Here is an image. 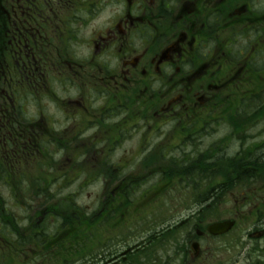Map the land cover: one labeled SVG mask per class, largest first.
Segmentation results:
<instances>
[{"label": "flooded vegetation", "instance_id": "obj_1", "mask_svg": "<svg viewBox=\"0 0 264 264\" xmlns=\"http://www.w3.org/2000/svg\"><path fill=\"white\" fill-rule=\"evenodd\" d=\"M83 163L169 194L156 264H264V0H0V240Z\"/></svg>", "mask_w": 264, "mask_h": 264}, {"label": "rangeland", "instance_id": "obj_2", "mask_svg": "<svg viewBox=\"0 0 264 264\" xmlns=\"http://www.w3.org/2000/svg\"><path fill=\"white\" fill-rule=\"evenodd\" d=\"M93 172H99L100 176L95 179L89 178L88 174ZM74 176V178H58L53 181L49 188L50 193H59L61 197L73 195L76 204L83 207L87 213L95 211L94 209L96 207L98 211L100 204L106 197V192H108V190L105 191L104 189L107 185H104V181L106 182L105 178H103L104 164H80V171L79 173H75ZM44 179L48 180L49 178ZM33 182H35V179L34 181L32 180ZM143 188L146 187L143 186ZM164 189L162 187L161 190ZM3 197L5 200L8 199L6 195H3ZM157 198L160 199V203H167L169 194L167 192H152L146 195L130 194L129 200L135 203L130 208L126 207L125 200L123 202L118 200L113 210H116L119 205H122L118 209L120 211L117 214L112 213L111 220L107 223L108 225L99 227V231L95 233V237L101 240L102 245H106L108 250H103L101 255H98L93 263H83L76 260L72 264H127L129 262L127 256L133 252L129 251V253H125L127 246L133 247L136 243H143L147 236L154 234L153 228H155V223L153 209L154 204L158 202ZM14 212L17 213V211ZM22 214L23 212H19V216H22ZM12 244H15L18 248L15 253H13V249L10 251V245ZM21 245L13 241L10 237L7 244H4L0 240V264H56L54 262L55 257H50V255L56 254L55 249L49 255L44 249L43 251H36L31 243L28 244L26 250ZM22 249L25 253H21ZM97 251L98 249L94 252ZM96 254H99V251ZM158 258V255L151 254L149 260L140 258L138 264H156Z\"/></svg>", "mask_w": 264, "mask_h": 264}, {"label": "trees", "instance_id": "obj_3", "mask_svg": "<svg viewBox=\"0 0 264 264\" xmlns=\"http://www.w3.org/2000/svg\"><path fill=\"white\" fill-rule=\"evenodd\" d=\"M99 176V172L88 174V177L92 179ZM32 180L34 181V179ZM35 181H38V189L35 188V182H33L30 242L25 238L27 234H25L23 227L19 229L16 225H10L7 229L10 234H13V241L22 244V247L29 242L36 251H43L44 249L49 255L55 249L56 254L50 255V257H55L54 262L56 264H72L76 260L83 263H93L103 250H108L107 246L102 245L101 240L95 237L99 227L107 226L108 219H110V215H105L103 208L105 202L100 204V211L94 209L95 211L87 213L83 207L76 204L73 195L61 197L59 193H50L49 188L54 181L53 179H48L46 182L45 180ZM125 198L126 207L130 208L133 205L132 201L129 200L130 193ZM44 206L46 212L43 221L37 223L35 209L40 212V210H44ZM119 208L120 206L113 213L117 214L120 211ZM153 233L155 234V228H153ZM154 234L147 236L143 244L140 242L133 247L127 246L125 253L133 251L127 256L129 261L127 264H138L140 258L149 260L151 254H156L158 242L152 239ZM164 240L166 243L167 237ZM159 244L162 245L163 240H160ZM16 246L18 245L16 244ZM12 249L13 253L18 250L17 247L10 245V251ZM96 249H98L99 254H96L98 251L94 252ZM23 252L22 249L21 253Z\"/></svg>", "mask_w": 264, "mask_h": 264}, {"label": "water", "instance_id": "obj_4", "mask_svg": "<svg viewBox=\"0 0 264 264\" xmlns=\"http://www.w3.org/2000/svg\"><path fill=\"white\" fill-rule=\"evenodd\" d=\"M233 226V222H223L208 228V231L213 235H222L228 232Z\"/></svg>", "mask_w": 264, "mask_h": 264}]
</instances>
